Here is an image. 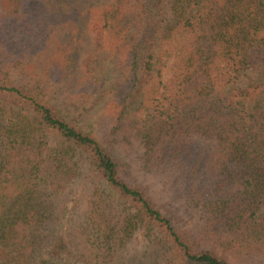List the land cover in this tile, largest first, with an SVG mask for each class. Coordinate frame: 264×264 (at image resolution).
Here are the masks:
<instances>
[{
  "label": "trees",
  "instance_id": "trees-1",
  "mask_svg": "<svg viewBox=\"0 0 264 264\" xmlns=\"http://www.w3.org/2000/svg\"><path fill=\"white\" fill-rule=\"evenodd\" d=\"M0 264H264V0H0Z\"/></svg>",
  "mask_w": 264,
  "mask_h": 264
},
{
  "label": "rangeland",
  "instance_id": "rangeland-1",
  "mask_svg": "<svg viewBox=\"0 0 264 264\" xmlns=\"http://www.w3.org/2000/svg\"><path fill=\"white\" fill-rule=\"evenodd\" d=\"M105 67L109 70L110 67L105 65ZM111 77V81L113 82L115 80V77H117L118 79H120V76L118 77V74L116 73H110L108 72L107 74V78ZM112 82H108L107 84H110ZM92 109V107H91ZM98 108H95L93 110H90V112L85 113L83 119H81L82 124L81 126H84L86 123L83 122V120L87 121V120H92L94 117V114L97 112ZM85 167L83 168L84 170L81 172L82 176L80 179V185L81 183L84 182L85 179L90 178L91 175L93 174V172L91 171V169L88 168V165L86 163H84ZM88 168V169H87ZM132 177L139 182V184H142L144 186H147L156 196L157 200L160 202L161 206L163 207V209L168 210V209H174V213L180 218L183 217L182 220H184L183 224H187L188 223V219H190L191 217V210L190 209H186V206H184V199L180 198V199H174L171 196V193L168 191V187L166 186L163 179L157 177H154L151 174L145 175L142 172H137L136 170H133L132 172ZM76 197H79V195H76ZM184 206V208H183Z\"/></svg>",
  "mask_w": 264,
  "mask_h": 264
}]
</instances>
